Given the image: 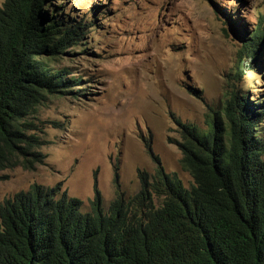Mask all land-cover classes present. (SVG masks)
<instances>
[{
    "label": "trees",
    "instance_id": "obj_1",
    "mask_svg": "<svg viewBox=\"0 0 264 264\" xmlns=\"http://www.w3.org/2000/svg\"><path fill=\"white\" fill-rule=\"evenodd\" d=\"M61 7L0 5V170L43 161L44 142L29 132L33 113L82 79L50 64L91 30L89 19L59 17ZM242 31L239 55L249 61L238 79L264 62V17ZM247 98L230 94L225 121L216 111L206 128L182 124L190 186L160 165L154 174L139 170V191L118 190L108 207L97 182L88 211L61 182L33 183L0 200V264H264V142L254 121L264 117V100Z\"/></svg>",
    "mask_w": 264,
    "mask_h": 264
},
{
    "label": "rangeland",
    "instance_id": "obj_2",
    "mask_svg": "<svg viewBox=\"0 0 264 264\" xmlns=\"http://www.w3.org/2000/svg\"><path fill=\"white\" fill-rule=\"evenodd\" d=\"M51 2L62 4L59 17L92 21L80 45L50 61L82 79L33 113L37 126L29 132L44 142L43 161L34 169L0 170V200L33 183L61 182L88 211L97 182L108 207L118 190L139 191V170L154 174L160 165L190 186L182 124L206 128L216 111L225 121L223 107L236 91L264 100V62L240 79L236 74L249 61L239 55L242 30L264 17V0ZM254 121L264 142V117Z\"/></svg>",
    "mask_w": 264,
    "mask_h": 264
}]
</instances>
